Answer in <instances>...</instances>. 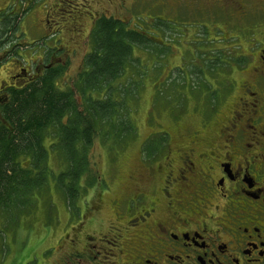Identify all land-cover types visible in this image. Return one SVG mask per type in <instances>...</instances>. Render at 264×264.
<instances>
[{
	"label": "flooded vegetation",
	"instance_id": "1",
	"mask_svg": "<svg viewBox=\"0 0 264 264\" xmlns=\"http://www.w3.org/2000/svg\"><path fill=\"white\" fill-rule=\"evenodd\" d=\"M85 1L76 0L70 8L69 26L75 29L74 36L69 28L67 32L64 26L59 28V23L56 29L47 27L45 19L59 15L57 11L62 10L57 8L62 2H45V15L34 28L40 32L37 41L53 43V48L41 51L36 70L32 60L20 74L6 71L0 77V110L11 96L41 81L46 72L65 68L55 64L58 57H64L60 61L65 65L77 48H84L99 20L121 21L119 15L109 17L108 12L123 9L128 17L136 3L160 12V28L153 31L146 27L150 36L154 32L155 36L170 32L179 36L175 24H169L175 20L174 13L195 24L206 16L210 31L206 34L215 45L220 39L214 38L212 27L214 34L224 33L230 46L226 52L218 50L229 60V69L233 73L238 70L241 78L222 71L223 77H230L222 87L215 72L213 105L207 101L198 105L199 121L184 126L177 145L170 144L169 132L161 134L167 140L156 146V155L145 162L131 193L113 201V222H104L94 213L89 220L81 215L68 230L72 234L60 238L51 234L41 240L36 252L42 249V256L30 257L26 264H264V0H91L89 5ZM251 3L263 17L255 27L243 24L250 18L246 14L252 10ZM4 12L0 8V14ZM167 12L171 16L164 14ZM242 25L248 29L249 40L235 46L228 40L226 28L234 26L236 32ZM63 33L69 35L64 45L60 43ZM250 47L255 53L246 54ZM247 56L251 58L248 62L243 60ZM18 80L25 81L21 87L16 85ZM101 204H96L98 213Z\"/></svg>",
	"mask_w": 264,
	"mask_h": 264
},
{
	"label": "rangeland",
	"instance_id": "2",
	"mask_svg": "<svg viewBox=\"0 0 264 264\" xmlns=\"http://www.w3.org/2000/svg\"><path fill=\"white\" fill-rule=\"evenodd\" d=\"M3 1L0 0V8L4 9L5 14L10 13V11L19 14V28L15 32L13 42L10 41L16 46L11 45L12 47L7 50V45L3 47L0 45V74H2L0 77H4L6 71L8 73L17 71L20 74V70L26 69V65L31 64L32 60H35L32 68L36 70L40 66L37 59L41 55V51L48 49L50 46L53 48V43L49 45L48 42H44L42 39L39 42L37 41L40 32L35 29L36 27L34 28V25H38L37 23L45 15L43 12L46 9L45 2L51 3L53 1L52 4L62 2L60 7L55 6V8L58 7L57 10L59 8L62 10H56L59 15H51L49 19H45L47 27L56 29L60 25L59 28L64 26L65 32L69 28V33L73 36L76 34L75 29L69 26V17L73 13L70 8L73 7V3L77 4L76 0L72 3L70 2L72 0H18L13 5L9 3L11 0H6L4 3ZM67 1H69V4ZM79 2L84 3V0H79ZM89 3H92L91 0L85 1L86 5H89ZM114 6L111 5V8H114ZM249 6L252 7V10L246 16L250 18L244 21L243 24L247 26L250 24L255 27L262 21L263 17H260L252 3ZM98 7L96 5V9ZM130 8L133 13L129 14L128 17L123 15L126 13L123 9H119L117 12L112 9L108 12V16H116L117 18V15H119L121 21L118 20L117 22L120 23V31H124L125 34H134L138 31L141 41L145 42V45L140 44L137 45V48L130 49L132 63L138 66V71L144 69L147 74L146 77L140 80V84L135 81L138 86L132 90L133 96L126 101L128 110L124 115L125 118H128L131 129L135 130V136L130 137L128 142L123 144L124 146L122 144L118 146L113 138L110 139V142L103 144L101 138H104V136L94 141L88 155L90 164H93L100 176L99 184L81 194L79 202L71 207L73 212H70L60 189L55 186L57 180L54 175H58L62 166L60 160L62 161L63 157L58 154L59 152L49 150L48 170L44 173V176L48 179L47 183L49 181L48 186H45L41 191H35L28 197L29 201L24 212L20 211L21 213L18 215L16 212L9 216V214H6L7 212L0 210V264H26L30 257L40 259L42 249L36 252L39 249L40 241L50 237L51 234L54 238L56 234L58 235L57 238L68 232V234H72V231L68 230L73 223L80 221L79 217L81 215L85 214L84 219L89 220L90 214L94 213L104 222H113L115 220V210L112 207L113 201L116 198L123 199L131 193L137 182L136 179L143 174L145 162L156 155V152H152V155L147 158V152L150 153V150L144 145L152 139L160 141L161 134H166V132H169L168 140H170L171 145L175 146L179 143L178 135L184 126H190L189 124L194 120L199 121L201 117L198 115L199 104L206 102V90L214 85L215 72L216 81L223 82L225 85L230 82V77H223L222 71L227 70L228 73L234 75L233 78L235 77V79L241 78L237 73L238 70L233 73L229 69L227 66L229 60L222 56L221 50H218L223 49L226 52V48L230 46L226 44L227 40L224 39L226 38L224 33L216 30V32H219L214 34L215 30L212 27V35L214 38L220 39L215 45L212 44L211 38L206 34L210 32L207 27L206 16L195 24L181 20L174 13L172 18L175 20L169 24H175L173 28L179 31V36L176 32L155 36L154 34L157 35V32H154L151 35L153 37H151L147 28L153 31H155V27L160 28L158 23L161 20L157 18L160 12L154 11L148 4L145 6L136 3ZM82 14H84L83 11ZM164 14L171 16L169 12ZM122 15L129 21L127 22ZM242 27L241 31L236 30V32L233 31L234 26L226 28L229 31L228 40L232 41L235 46L239 42L248 43V29L245 28L246 26L242 25ZM1 32L2 30H0V39L3 37ZM94 32H92V35ZM158 32H160V29H158ZM63 34L64 40L60 42L62 45L67 44L69 37L67 33ZM92 35H89L88 42L86 41L88 44L84 48H77L75 56L69 57L65 61V65L60 61V59H64L63 56L59 58L53 54L54 57L59 59V61L55 60L57 61L55 64L65 66L57 81L60 88L66 89L73 86V83L79 82V74L84 70L86 57L93 56L97 52V43H95ZM54 39L55 37L52 38V40ZM167 44L169 45L167 46ZM251 48L246 50V54L255 53ZM11 49L12 52H10ZM214 49L218 51H214ZM49 52L58 53L54 49H49ZM96 54L102 55L98 52ZM248 58L247 56L243 60L248 62L251 60V58ZM14 66L17 67L16 70ZM137 70L131 69L129 73H135L133 74L134 78L138 81L141 78L137 76ZM29 71L31 72V70ZM124 76L120 82H125L128 86L132 74ZM183 78L186 80L184 81ZM20 80L16 83L19 87L25 82ZM173 82L177 84L174 85ZM161 92H165L164 95H161ZM90 95L97 99L100 97V95L98 96L97 93L93 92H90ZM108 130L110 134L113 133V130ZM45 144L47 146L52 145L49 139H46ZM29 162V157L20 160V164L24 168L30 165ZM81 184L85 186L86 183L83 181ZM100 203H103L101 204L103 208L100 207L101 212L98 213L96 212V204ZM68 234L65 236H68ZM50 241L47 242V245L51 244Z\"/></svg>",
	"mask_w": 264,
	"mask_h": 264
},
{
	"label": "trees",
	"instance_id": "3",
	"mask_svg": "<svg viewBox=\"0 0 264 264\" xmlns=\"http://www.w3.org/2000/svg\"><path fill=\"white\" fill-rule=\"evenodd\" d=\"M0 18L3 34L0 45L11 46L10 41L13 42L19 28V14L10 11L0 14ZM99 21L92 36L97 43L96 51L102 55L96 52L86 57L79 82L66 89L60 88L57 81L64 69L58 66L46 72L41 81L11 96L0 110V210L9 216L24 212L28 197L48 186L44 173L48 170L50 151H57L63 157L60 171L54 175L55 186L73 212L71 207L79 202L81 194L99 184L100 176L90 164L88 155L94 141L104 136L101 138L103 144L113 138L120 146L136 134L124 115L128 110L126 101L133 96L132 90L138 86L136 82L140 84L147 74L144 69L138 71V66L132 63L130 49L145 45V42L141 41L138 31L134 34L120 31V23L116 20L102 18ZM131 69H136L141 79L137 81L135 73H129ZM125 73L132 74L128 86L120 82ZM221 86L226 85L222 82ZM90 92L100 97L94 98ZM206 92V101L213 105L214 86L208 87ZM46 139L52 145L47 146ZM166 140L161 135L160 141L147 142L144 146L150 150L148 157ZM25 157L30 158V165L24 168L20 160ZM83 181L86 187L81 184Z\"/></svg>",
	"mask_w": 264,
	"mask_h": 264
},
{
	"label": "bare ground",
	"instance_id": "4",
	"mask_svg": "<svg viewBox=\"0 0 264 264\" xmlns=\"http://www.w3.org/2000/svg\"><path fill=\"white\" fill-rule=\"evenodd\" d=\"M163 138V137H162ZM118 180V179H117Z\"/></svg>",
	"mask_w": 264,
	"mask_h": 264
}]
</instances>
